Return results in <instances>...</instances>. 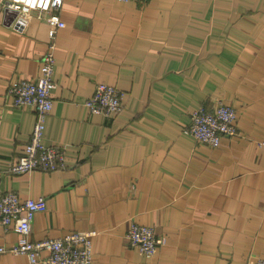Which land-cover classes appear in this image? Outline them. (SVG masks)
Wrapping results in <instances>:
<instances>
[{
	"label": "crops",
	"instance_id": "0c3cea01",
	"mask_svg": "<svg viewBox=\"0 0 264 264\" xmlns=\"http://www.w3.org/2000/svg\"><path fill=\"white\" fill-rule=\"evenodd\" d=\"M0 0V196L42 197L30 225L38 242L94 231L92 264H253L264 259V0H64L56 37L52 110L44 144L64 165L21 175L35 122L9 84L40 75L45 22ZM97 82L123 93L106 120L84 102ZM216 98L238 111V135L217 148L187 133L190 113ZM166 244L133 250L131 223ZM0 226V245L19 239ZM46 256V253L42 254ZM0 264H29L0 254Z\"/></svg>",
	"mask_w": 264,
	"mask_h": 264
},
{
	"label": "built area",
	"instance_id": "2783aa9c",
	"mask_svg": "<svg viewBox=\"0 0 264 264\" xmlns=\"http://www.w3.org/2000/svg\"><path fill=\"white\" fill-rule=\"evenodd\" d=\"M120 2H144L146 0H117ZM64 0H4L5 10L15 16L25 17L35 13L37 20L47 25L45 53L41 60L40 75L35 80H18L9 84L7 96L14 107H30L35 122L23 154L9 166L13 175L35 170L51 172L64 165V151L44 144L46 121L52 110V90L56 37L65 27L60 12ZM123 93L114 86L97 82L94 90L84 102L92 115L108 120L123 109ZM238 111L220 98L213 101L210 110L200 107L190 113L187 133L195 142L217 148L221 138L238 135ZM264 147V140L258 143ZM46 200L20 199L8 192L0 196V226L14 225L19 239L9 247L0 245V254L23 255L29 264H92L94 231L70 233L68 235L32 242L29 239L30 225L36 214L44 211ZM129 246L147 257L154 256L166 244V238L157 235L150 226L131 223L125 235ZM46 253V256L42 254ZM253 264H264V259L255 258Z\"/></svg>",
	"mask_w": 264,
	"mask_h": 264
},
{
	"label": "water",
	"instance_id": "95a60500",
	"mask_svg": "<svg viewBox=\"0 0 264 264\" xmlns=\"http://www.w3.org/2000/svg\"><path fill=\"white\" fill-rule=\"evenodd\" d=\"M9 13H11V12H9Z\"/></svg>",
	"mask_w": 264,
	"mask_h": 264
},
{
	"label": "trees",
	"instance_id": "16d2710c",
	"mask_svg": "<svg viewBox=\"0 0 264 264\" xmlns=\"http://www.w3.org/2000/svg\"><path fill=\"white\" fill-rule=\"evenodd\" d=\"M237 123V122H236Z\"/></svg>",
	"mask_w": 264,
	"mask_h": 264
}]
</instances>
